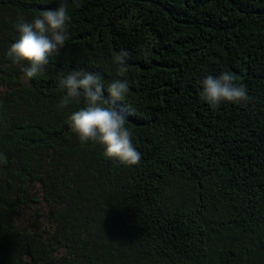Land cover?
Wrapping results in <instances>:
<instances>
[{"label": "trees", "instance_id": "1", "mask_svg": "<svg viewBox=\"0 0 264 264\" xmlns=\"http://www.w3.org/2000/svg\"><path fill=\"white\" fill-rule=\"evenodd\" d=\"M59 4L66 45L26 83L17 25ZM79 69L106 98L128 82L106 106L138 164L70 129ZM226 71L248 100L213 109L202 81ZM0 264H264V0H0Z\"/></svg>", "mask_w": 264, "mask_h": 264}, {"label": "clouds", "instance_id": "2", "mask_svg": "<svg viewBox=\"0 0 264 264\" xmlns=\"http://www.w3.org/2000/svg\"><path fill=\"white\" fill-rule=\"evenodd\" d=\"M70 14L65 4L55 10H47L33 18L31 22L21 21L17 25L19 38L11 44L7 55L14 63L28 62L23 69V79L27 83L42 74L49 64V58L58 56L66 45L67 28ZM128 53L122 50L114 59L120 65L119 74L123 75ZM236 77L223 72L219 77L206 76L199 93L213 109L223 102L240 103L248 100L246 85L236 84ZM66 96L60 100L59 107H67L73 100L83 96L86 106L69 117L70 129L77 134L81 143L97 142L104 146L105 156L116 159L122 164L132 166L141 160V153L134 147L133 132L126 126L123 112L108 107L114 105L129 92L126 80H115L107 87L109 97L104 94V85L98 74L84 69L72 70L60 81Z\"/></svg>", "mask_w": 264, "mask_h": 264}]
</instances>
